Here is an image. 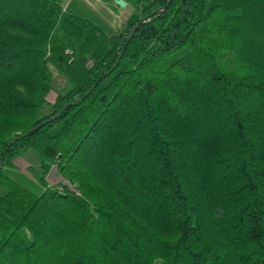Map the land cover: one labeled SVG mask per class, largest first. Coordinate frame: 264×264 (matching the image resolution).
I'll use <instances>...</instances> for the list:
<instances>
[{
    "label": "trees",
    "instance_id": "obj_1",
    "mask_svg": "<svg viewBox=\"0 0 264 264\" xmlns=\"http://www.w3.org/2000/svg\"><path fill=\"white\" fill-rule=\"evenodd\" d=\"M125 1L0 0V264H264V0Z\"/></svg>",
    "mask_w": 264,
    "mask_h": 264
},
{
    "label": "rangeland",
    "instance_id": "obj_2",
    "mask_svg": "<svg viewBox=\"0 0 264 264\" xmlns=\"http://www.w3.org/2000/svg\"><path fill=\"white\" fill-rule=\"evenodd\" d=\"M83 1L90 5L95 10V12L99 14L104 20L111 24L117 32L122 29L132 11L131 7H129L127 4L123 7L116 6L113 0ZM54 76L55 90L52 91L49 95L50 101H54L57 97V92L64 90L68 85L66 79L58 72H54ZM15 163L17 167V174H21L22 176L35 181V178L31 172L32 170L30 168L33 166L35 168H38L40 166V158L36 152H27L24 156L19 157ZM48 179L51 184H57L63 179V177L59 173V171L54 168ZM0 192L3 193L4 189L1 188Z\"/></svg>",
    "mask_w": 264,
    "mask_h": 264
},
{
    "label": "water",
    "instance_id": "obj_3",
    "mask_svg": "<svg viewBox=\"0 0 264 264\" xmlns=\"http://www.w3.org/2000/svg\"><path fill=\"white\" fill-rule=\"evenodd\" d=\"M116 2L120 5V6H125L127 3L125 0H116ZM168 6H165V7H160V8H157L153 11V14H156L158 13L159 11L161 10H164V9H167Z\"/></svg>",
    "mask_w": 264,
    "mask_h": 264
}]
</instances>
